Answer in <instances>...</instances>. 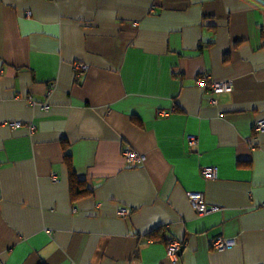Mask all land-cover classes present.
Masks as SVG:
<instances>
[{
    "label": "crops",
    "instance_id": "crops-1",
    "mask_svg": "<svg viewBox=\"0 0 264 264\" xmlns=\"http://www.w3.org/2000/svg\"><path fill=\"white\" fill-rule=\"evenodd\" d=\"M256 121L264 0H0V264H264Z\"/></svg>",
    "mask_w": 264,
    "mask_h": 264
},
{
    "label": "built area",
    "instance_id": "built-area-1",
    "mask_svg": "<svg viewBox=\"0 0 264 264\" xmlns=\"http://www.w3.org/2000/svg\"><path fill=\"white\" fill-rule=\"evenodd\" d=\"M73 67L75 70L76 78H79L81 76L82 72H84L86 70V66L83 65L82 63H75L73 65ZM198 84L204 85V80H199ZM210 89L214 93L232 92L233 91V84H232V81L213 82L210 85ZM211 103L214 104L215 101L212 100ZM42 108L44 110L48 109V107L46 105H44ZM3 124L8 125L9 127H12L15 129L21 128L23 126L27 127L30 131H33L35 129V127L33 125L28 124V123L23 124L21 122H8V123H3ZM253 130L256 133L263 132L264 131V121H256L254 123ZM195 140L196 139L194 137H188L187 142L189 145H192L196 142ZM122 156L125 159V161L131 166H134V165L144 161V157L138 155L130 147H125L123 149ZM201 175L205 179H214L216 177V170L214 168L206 167V168L202 169ZM189 201H190L192 208L194 209V211L198 215H204V214L211 213V212H214L217 210V208L211 207V206H208L207 204H205L203 194L200 192L190 193L189 194ZM128 213H129V211L126 208H121L119 210V215L121 217L126 216ZM233 245H234V241H228V240L221 238V237H219L213 241V247L215 250H218V251L230 248ZM180 247H181V244L178 241H176V240L169 241L165 245L167 255L170 258H175L177 256L178 251L180 250Z\"/></svg>",
    "mask_w": 264,
    "mask_h": 264
},
{
    "label": "trees",
    "instance_id": "trees-1",
    "mask_svg": "<svg viewBox=\"0 0 264 264\" xmlns=\"http://www.w3.org/2000/svg\"><path fill=\"white\" fill-rule=\"evenodd\" d=\"M69 175H70V177H69V186H70L71 194H76L75 191H77V189H78L79 182L73 176V172H71ZM155 232H158V231H155ZM155 232L151 233V236L154 234L155 238H158L157 240L162 241L166 245L168 243V241L167 240L163 241V232L161 231V232L157 233V234H160V237H158V235H155Z\"/></svg>",
    "mask_w": 264,
    "mask_h": 264
},
{
    "label": "water",
    "instance_id": "water-1",
    "mask_svg": "<svg viewBox=\"0 0 264 264\" xmlns=\"http://www.w3.org/2000/svg\"><path fill=\"white\" fill-rule=\"evenodd\" d=\"M181 250H182V249H181ZM181 250H180V251H178L177 255H180V253H181Z\"/></svg>",
    "mask_w": 264,
    "mask_h": 264
}]
</instances>
